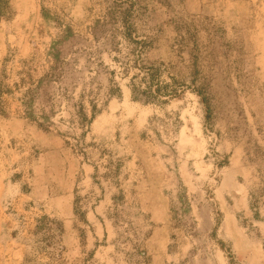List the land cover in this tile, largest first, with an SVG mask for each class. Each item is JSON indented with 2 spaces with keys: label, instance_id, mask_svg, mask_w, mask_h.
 Returning <instances> with one entry per match:
<instances>
[{
  "label": "rangeland",
  "instance_id": "rangeland-1",
  "mask_svg": "<svg viewBox=\"0 0 264 264\" xmlns=\"http://www.w3.org/2000/svg\"><path fill=\"white\" fill-rule=\"evenodd\" d=\"M0 90V264H264V0H0Z\"/></svg>",
  "mask_w": 264,
  "mask_h": 264
},
{
  "label": "trees",
  "instance_id": "trees-1",
  "mask_svg": "<svg viewBox=\"0 0 264 264\" xmlns=\"http://www.w3.org/2000/svg\"><path fill=\"white\" fill-rule=\"evenodd\" d=\"M3 93H4V92H3L2 90H0V97H2ZM1 108H2V107H1ZM91 112H92V118H91V120H92V119L95 118L96 113H97V111H96V107L92 106ZM59 230H60V228H59ZM140 256H141L142 258L145 259V258H147V257H146V256H147V253L144 252V251H142V252L140 253Z\"/></svg>",
  "mask_w": 264,
  "mask_h": 264
}]
</instances>
